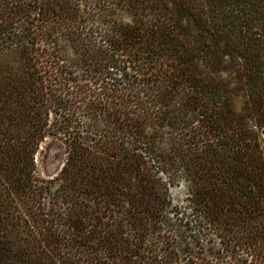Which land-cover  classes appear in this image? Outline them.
Returning <instances> with one entry per match:
<instances>
[{
	"label": "trees",
	"instance_id": "1",
	"mask_svg": "<svg viewBox=\"0 0 264 264\" xmlns=\"http://www.w3.org/2000/svg\"><path fill=\"white\" fill-rule=\"evenodd\" d=\"M0 264H264V0H0Z\"/></svg>",
	"mask_w": 264,
	"mask_h": 264
},
{
	"label": "rangeland",
	"instance_id": "2",
	"mask_svg": "<svg viewBox=\"0 0 264 264\" xmlns=\"http://www.w3.org/2000/svg\"><path fill=\"white\" fill-rule=\"evenodd\" d=\"M38 174L45 179H54L63 167V157L59 155L58 149L47 140L37 155ZM172 197L177 204L185 200V191L182 187L172 190Z\"/></svg>",
	"mask_w": 264,
	"mask_h": 264
}]
</instances>
